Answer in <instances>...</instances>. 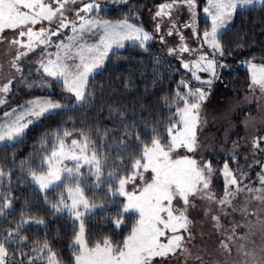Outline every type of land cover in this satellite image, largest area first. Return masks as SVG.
<instances>
[{
	"label": "snow or ice",
	"instance_id": "snow-or-ice-1",
	"mask_svg": "<svg viewBox=\"0 0 264 264\" xmlns=\"http://www.w3.org/2000/svg\"><path fill=\"white\" fill-rule=\"evenodd\" d=\"M77 3L78 0H0V44L7 45L5 55L9 56V68L14 73H22L21 62L40 49L39 58L35 61L38 64L37 71H42L43 76L51 78V81L62 83L63 90L69 94L70 103L83 107L94 96L88 90L89 79L103 66L113 47L124 48L125 41H132L146 51L153 36L142 26L129 23L128 18L111 22L99 18L98 15H91L101 10L99 0H88L80 7H69ZM256 4L264 6V0H206L207 6L203 8V12L210 17L211 26L202 34L193 32L201 42L196 49H191L184 43L185 37L180 28L195 27L197 0H166L159 4L153 14V19L157 21L155 31L159 34L164 20L167 19L170 23L167 35L179 36V45L170 47L169 55L196 53L201 51L203 45H207L211 52H202L191 63L184 61L182 56L180 58L181 66L190 70L195 80L210 86L212 79L202 81L197 73L207 72L217 78V68L226 67L217 59V53L220 57L225 55L221 42L222 29L233 19L238 8ZM180 9L187 10L190 22L178 25L173 19V12ZM37 25L40 27L37 28ZM65 29L72 32L71 36L66 37L67 42L65 39L52 40V37H62ZM6 31L14 33L11 39L4 35ZM160 39L163 43V35ZM52 47L55 51H48ZM248 67L250 91L255 94L258 90L261 97H264V64L257 65L248 61ZM2 71L3 64L0 63V73ZM12 83L11 73L6 79H0V94L8 93ZM180 84L187 90L183 93L177 90L170 104L167 103L168 98H165L166 106L172 112L168 124L154 126L149 142L142 141L137 133L135 139L138 143L129 153L130 163L121 168V171L127 169L125 174L121 176L116 171L108 173L109 181L113 178L118 180L116 191L109 185L111 197L119 195L127 201L118 212L121 219L115 221L116 227L122 225L124 214H137L129 234L122 241L113 242L110 238H104L92 240L90 243V238L85 236V225L81 217L92 212L95 205L89 204L83 188L80 187L79 162L83 159L85 163L95 166L98 183L102 167L94 145L91 159L84 155L91 145L89 138H73L67 144L65 138L72 133L65 130L62 134L57 132L54 137L43 139V150L47 152L49 145L51 148L50 154L42 161L47 164V168H42L39 174L31 171L30 175L41 190L57 184L65 187L71 204L64 202L62 193L58 204H52L51 207L57 212L67 209L70 215L81 221L72 245V264H158V261L179 259L181 256L185 257L186 264L187 257L191 256L189 244L194 238L190 230L193 222L189 212L200 205H203L204 216H210L214 228L224 237L220 247L230 256L235 249L236 255L231 257L230 264H264V217L260 215V210H249L253 201L264 204V167L257 173L256 184H245L248 174L231 169L225 162L222 170L225 177L224 188L222 194H217L211 188L214 174L211 161H198L190 155H174L180 149L194 153L198 146V130L206 123L201 116V110L207 92L203 88H192L183 80ZM28 86L32 87L33 84ZM41 86H50V82L42 80ZM3 102L0 100V103ZM69 106L43 98L30 101L19 111L14 109L12 113L5 112L4 117L7 119L0 123V142L22 139L26 129L36 120ZM255 119L252 118L253 121ZM125 135L131 136V133L126 132ZM120 143L125 152L131 147L125 141ZM262 143L264 135L251 138L254 151H264ZM64 160L74 161L75 166H61ZM26 163L21 162L22 169ZM4 176L5 172L0 168V178ZM129 184L132 185L131 191L126 190ZM240 197L243 199H239ZM10 207L11 200L0 191V216ZM81 207L83 212L79 210ZM236 212L243 219L240 222L233 221L229 233L220 223L221 217H229ZM30 222L44 223L43 220H25L22 215L17 225L9 228L7 235L0 239V264H10V252L6 245L16 243V237L24 239L21 228ZM238 228L246 231L239 234ZM256 236L260 237L259 245L254 239ZM31 252L37 255L30 257L27 264H35L37 260L45 259L46 264H63V258L52 250L47 240L42 244L37 242ZM194 259L198 264H203L204 256L196 255ZM20 264H24V261H20ZM214 264H219V261Z\"/></svg>",
	"mask_w": 264,
	"mask_h": 264
},
{
	"label": "trees",
	"instance_id": "trees-1",
	"mask_svg": "<svg viewBox=\"0 0 264 264\" xmlns=\"http://www.w3.org/2000/svg\"><path fill=\"white\" fill-rule=\"evenodd\" d=\"M149 1L155 3L160 0ZM98 13L103 17L131 20L123 12L116 14L104 10ZM199 24L204 28L207 21L201 19ZM221 42L225 55L219 56V63L226 67L218 69L213 84L222 85L228 91L240 92L249 83V74L241 64L264 61V6L259 4L238 9L221 32ZM188 71L174 67L153 42H148L146 51L135 43H125L124 48L112 52L102 69L90 77L88 90L94 96L89 104L83 107L75 103L68 104L69 107L53 111L30 125L22 139L0 145V168L5 172V176L0 178V191L11 200V207L0 216V239L7 235L9 228L17 225L22 215L25 220L44 221L43 224H24L21 228L24 239L16 237V243L6 245L10 252V264H20V261L27 264L30 257L37 255L31 252L33 246L45 240L63 258V264H72V245L79 224L66 210L57 212L51 207L52 204H58L62 193L64 202L67 201L65 187L57 184L41 190L30 179L31 171L38 174L42 168L46 169L42 161L50 154L51 148L49 145L48 151H44L42 141L45 137H54L57 132L62 134L68 130L71 136L88 137L91 148L94 145L102 161L99 183L92 168L82 167L79 171L84 196L90 205H95L92 212L81 218L86 238H90V243L104 238L119 242L129 234L137 215L133 212L124 214L122 225L116 227L115 221L121 219L118 212L122 209L124 199L119 195L111 197L109 185L116 191L118 180L113 178L109 181L108 173L116 171L121 176L125 174L127 169L121 171V168L130 163L129 153L138 143L135 139L137 133L142 141L149 142L154 126L168 124L172 112L166 106L165 98L170 104L177 90L183 92L180 81L191 78ZM55 84V90L59 91L50 97L70 101L59 96L68 94L60 87V83ZM126 132L131 133V136L125 135ZM121 141L131 145L127 152ZM22 161L27 162L23 169ZM225 162L232 165L225 157L211 161L216 170L211 188L217 194L223 192L224 184L219 170ZM35 264H46V259L37 260Z\"/></svg>",
	"mask_w": 264,
	"mask_h": 264
},
{
	"label": "rangeland",
	"instance_id": "rangeland-1",
	"mask_svg": "<svg viewBox=\"0 0 264 264\" xmlns=\"http://www.w3.org/2000/svg\"><path fill=\"white\" fill-rule=\"evenodd\" d=\"M201 1L202 0H197L198 8L196 9L195 27L180 28V32L185 37L184 43H186L187 46L191 49L198 48L201 43L193 35V32L198 31L200 34H202L206 29H210L211 26L210 17H208L203 12V8L207 6L206 0H204V3H201ZM86 2H88V0H78L77 5H69V7H80L82 6V3ZM164 2H166V0H160L159 2L157 1L155 3L150 2L149 0H99V3L101 5V10L99 11L109 10L116 14L123 12L131 19H128L129 23L136 24L137 26H142L153 36V40H151L150 42H153L157 45L160 53L164 57H166L174 67L184 69L181 66V56L184 61L191 63L200 54H202V52L210 53L211 49L208 48L207 45H203L201 51H198L196 53L186 52L179 55H169L168 49L170 47H176L179 45V36L176 34L172 36L167 35V31L170 27V23L167 21V19L164 20L162 24V30L158 34L155 31L157 21L153 19V14L156 11L157 6ZM98 12L92 13L91 15H98L99 18L111 22L125 19L103 17L102 15H99ZM173 19L177 22L178 25H182L185 22H190V17L186 9L174 11ZM201 19L207 21V26H204V28L200 27L199 23ZM36 27L39 28L40 25H37ZM224 29H222V31ZM4 35L11 39L14 33L11 31H6ZM71 35V30L65 29L63 31L62 37H52V40L58 41L59 39H65V42H67L66 37ZM161 35H163L164 37L163 43L160 39ZM125 43L135 42L125 41ZM6 49V44H0V63L3 64V71L2 73H0V79H6L11 73L13 75V83L8 93L0 94V100L4 101L3 103H0V123L5 122V120L7 119L4 117L5 112L12 113L14 109L19 111L20 109L28 105L30 101L36 99L50 98L53 101H57L63 104H71L69 100H56L54 97H50L51 94L59 90H55L56 84L54 81H51V78L43 76L42 71H37L38 64L35 63V61L39 58L40 49H37L36 52L31 53L21 62L23 67L22 73H14V70H10L8 64L9 56L5 55ZM117 49L119 48L113 47V49L109 52V55ZM48 51L54 52L55 48H49ZM108 57L105 59L104 64ZM217 59L219 62L218 53ZM252 62L256 63L257 65L264 64V61ZM241 65L246 68L249 74L250 83V70L248 67V62L242 63ZM102 67L97 69L95 72H98L100 69H102ZM218 69L219 67L216 70V77ZM188 72L189 74H191L190 70ZM197 74L201 77L202 81L212 79V84L210 86L208 84H202L200 81L195 80L192 75L189 80L185 81L192 88H203L207 92L208 95L206 101L202 105L201 110V116L206 120V123H203L198 130V146L196 151L194 153H188L186 149H180L174 155H190L196 158L198 161H219V159L222 157L228 158L232 162V165L228 163L231 169L248 174V178L244 180L245 184H256L257 173L261 172L262 167H264V151H254L251 145V138L253 136L264 135V97H261L258 90L255 92V94H253L249 89V83L247 88L240 92L228 91L224 89L222 85L215 86L213 83L217 78H213L210 73L198 72ZM42 80H44L45 82H50V86L42 87ZM29 84H33V86L29 87ZM60 85V87L63 88L62 83H60ZM186 90L187 89L183 88V92ZM29 94H34V98L23 102L24 104L20 106H15L16 103H19V99ZM59 96H61V98L63 99L69 98V94L67 96L64 94H59ZM72 100H74V98H72ZM252 118H256L255 121H253ZM83 137V135H73L65 139L66 143L70 144L71 139L76 138L82 140ZM8 142L11 141L0 142V145ZM262 148H264V143H262ZM84 155L89 160L91 159V146L89 147V150L84 153ZM79 163L81 165L80 168H92L94 171H96L94 165L85 163L83 159H81ZM64 165L68 167H74L75 162L72 160H64L61 166ZM223 165L219 170V174L224 184L225 177L222 171ZM45 168H47V164H45ZM213 170L214 176L216 174V170L214 167ZM213 176L211 179V183L213 180ZM31 181L40 189L38 184H36L32 179ZM126 190L131 191L132 185H127ZM122 198L124 199V203H126V198ZM239 199H243V197H240ZM65 203L70 205L71 200L67 199ZM197 204L200 205V202L197 201ZM65 210L67 211V209ZM79 210L81 212L84 211L82 207ZM249 210H260V215L264 217V204L253 201L249 206ZM229 211H231V209H229ZM213 214H215V210ZM71 216L74 220H76L75 216ZM189 217L193 222L190 226V230L194 238L189 244V247L191 248V256L187 257L186 264H198V262L194 259L196 255L204 256L203 264H214L215 261H219V264H225V261H228V264H230L231 257L236 255L235 249H233L230 256L229 253L225 252V250L220 247V242L224 239V237L214 228L213 221L211 220L210 216H204L203 205H200L198 208L191 209L189 212ZM242 219V215L239 212H236L229 217L222 216L220 223L229 230V233H231V229L233 226L232 222H240ZM76 222L80 226V220H76ZM245 231L246 229H237V233L239 234H243ZM254 239L257 245L261 243L259 236L254 237ZM158 264H185V257L181 256L179 259L171 258L170 260H161L158 261Z\"/></svg>",
	"mask_w": 264,
	"mask_h": 264
},
{
	"label": "crops",
	"instance_id": "crops-1",
	"mask_svg": "<svg viewBox=\"0 0 264 264\" xmlns=\"http://www.w3.org/2000/svg\"><path fill=\"white\" fill-rule=\"evenodd\" d=\"M30 95L31 94H29V95H27V96L22 97L21 99H19V103H16L15 106H20V105L24 104L23 102H26V101L30 100L31 98H34V96L33 97H28ZM26 98H28V99H26Z\"/></svg>",
	"mask_w": 264,
	"mask_h": 264
}]
</instances>
